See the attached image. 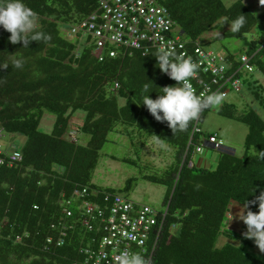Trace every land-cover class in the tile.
I'll use <instances>...</instances> for the list:
<instances>
[{
	"label": "trees",
	"instance_id": "16d2710c",
	"mask_svg": "<svg viewBox=\"0 0 264 264\" xmlns=\"http://www.w3.org/2000/svg\"><path fill=\"white\" fill-rule=\"evenodd\" d=\"M156 2L176 21V35H181L193 60V49L201 37L229 26L241 14L246 16L240 29L217 38L241 40V55L250 58L253 66L252 73L241 76L243 90L251 100L245 101L240 111L226 99L219 110L248 126L244 155L222 151L214 169L189 167L201 147L204 132L200 123L212 106L203 109L186 129L173 134L167 122L156 121L141 105L147 79L154 83L149 87L152 99L159 88L177 83L157 67L151 55L156 49L145 56L140 50L108 44L100 61L94 53L96 45L89 39L83 42V38L74 40L63 34L97 12L98 0H25L37 14L34 31L49 39L31 41L28 47L22 42L14 45L9 42L10 33L0 27V66H7L0 69V133L27 139L24 145L18 144L22 160L12 166L6 163L16 150L1 147L0 163L5 164L0 165V264H83L81 251L95 247L102 232L97 220L91 222L93 229L84 224L87 217L79 209L83 199L75 196L74 190L99 187L92 182L93 175L110 134H116L114 140L121 145L125 138L134 143L156 135L173 148L172 163L160 175L146 173L148 163L146 154L143 156L141 178L166 188L163 205L168 207L163 230H157L159 222L147 242L151 264H264V253L251 252L259 250L254 241L229 227L231 206L252 200L253 188L256 195L264 189V158L258 153L264 151V120L255 109L258 106L264 112V82L256 76L258 73L264 79V10L255 14L245 0L230 7L223 0ZM112 50L117 52L114 58L108 54ZM241 55L227 54L228 75L240 67ZM16 60L21 61V67H15ZM197 75L192 82L198 95L201 84L212 78L200 68ZM78 112L84 114L79 128L84 140L72 142L66 137L70 120ZM46 113L54 117L50 133L40 129ZM211 135L215 134L206 138ZM111 158L135 166L141 163L140 158ZM136 181L132 178L124 188L111 190L124 194ZM68 200L72 204L68 205ZM87 200L99 203L101 195ZM67 211L72 217L66 216ZM252 211L258 207L253 206ZM64 231V243L57 245ZM221 238L227 239L222 246Z\"/></svg>",
	"mask_w": 264,
	"mask_h": 264
},
{
	"label": "built area",
	"instance_id": "2783aa9c",
	"mask_svg": "<svg viewBox=\"0 0 264 264\" xmlns=\"http://www.w3.org/2000/svg\"><path fill=\"white\" fill-rule=\"evenodd\" d=\"M98 4V11L76 27L74 32H82L96 42L97 55L101 60L102 50L107 43L116 47L137 49L144 53L146 49L148 51L163 49L176 55L189 56L181 36L176 35L178 32L175 20L168 9L157 4L156 0H98ZM194 54L196 59L193 61L197 62L198 68L203 73H210L212 78L210 83L201 84V91L198 94L200 96L220 92L225 94L224 101L231 92L240 93L243 89L241 76L253 72V66L250 65V58L247 56L240 57V67L236 72L228 75L229 67L225 57L217 56L201 46L194 48ZM110 56L115 57L116 52H110ZM194 79H198V75ZM191 83L196 92L192 80ZM196 131L199 129L196 128ZM210 143L216 148L220 147L216 136L210 138ZM21 160V153L14 151L8 157L10 163L6 164L12 166L13 162ZM2 163L0 165L5 164ZM74 194L84 200L89 195V189L86 187L75 189ZM109 199L110 196L105 198L106 201ZM67 204L72 203L68 200ZM80 209L87 217L84 224L88 229H93L91 222L98 220L99 231L102 232L101 240L95 249L82 251L85 257L83 264H118L117 257L124 250L129 253L137 251L142 256L147 255V242L151 236V229L157 227L160 222L157 230L159 232L163 230L167 214L166 211L137 205L121 196H115L108 209L86 200L83 201ZM66 214L68 217L72 216L71 211H67ZM175 227L173 225L172 229Z\"/></svg>",
	"mask_w": 264,
	"mask_h": 264
},
{
	"label": "clouds",
	"instance_id": "9594fccd",
	"mask_svg": "<svg viewBox=\"0 0 264 264\" xmlns=\"http://www.w3.org/2000/svg\"><path fill=\"white\" fill-rule=\"evenodd\" d=\"M245 22H246L245 15L241 14L237 16L228 24L230 26V31H237L245 24ZM79 25L74 26L70 31H68L70 39L75 40L76 37L78 38L80 37L83 38L82 40L83 42L85 41L87 42L89 39L92 43L96 45L94 53L100 59V57L97 55L98 46L96 42L90 37H88V35H85L82 32H78V33L74 32V29ZM0 27H2L5 31L10 33L9 42L14 45L22 42L24 47H28L31 41L38 42L41 39H43L44 41H47L49 39V37L46 34L39 31H34V29L37 27V14L26 5L25 0H0ZM29 33H31L30 37L28 35ZM108 44L110 43H107L105 45V48L102 50L101 53L102 59H103L102 55L104 51L107 49ZM199 46L205 49L202 44H199ZM114 48L120 49L122 47L114 46ZM125 50H137V49L125 48ZM112 51L116 52L115 50ZM112 51L108 52L109 56H110V52ZM146 55H149L147 49L145 50V56ZM151 55L156 58L157 67L159 68L161 73L166 74L170 79L176 81L177 83L175 85L159 88L161 91L157 94L155 99H152L150 98L151 92H149V87L150 84H154V83L147 79V82L144 83L142 87V91L147 94L142 96L141 105L146 107L148 112L151 114L152 117H154L156 121L162 123L167 122V125L172 130L173 134H175L177 131H183L184 129H186L190 121L199 118V115L203 109L208 108L210 106L219 105L223 101L225 95L224 93L213 92L211 94H208L207 96H200L195 94L191 80L195 78L197 75L198 64L197 62L193 61L191 56L185 57L182 54L176 55L175 53L163 49H159L156 52L151 53ZM217 56H223L227 61V54H217ZM100 61L102 60L100 59ZM14 65L17 68L21 67V61L16 60L14 62ZM6 67L7 66H0V69H6ZM116 88H118V86H116ZM75 132L76 135L73 136H72V131L69 132L70 136L68 134L66 138L71 139L72 142H77L79 134L78 131ZM154 136L158 143H162L161 138L157 137L156 135ZM214 136L217 137V141L220 144L219 148H216L215 145L210 143V138ZM14 144L15 145L13 147L16 149V151L21 153L20 147H18L19 146L18 142H14ZM205 145L217 149L221 152L224 151L228 153L229 151V149H226L222 146V142L219 139L218 135H211L209 138H207ZM196 150L197 152H201L202 147H197ZM258 153L260 158H264V151H259ZM108 158L113 160L111 156H109ZM193 166L195 165L193 164V162H191L189 164V167H193ZM201 167H205V166H201ZM86 187L89 189V195L83 201L86 200L90 203L96 205L98 204L101 208L104 209H108L110 207L111 201L115 196L124 197L137 205L149 206L147 204L137 202L136 200H132L123 193L112 191L111 189H115L112 187H98L96 189L90 188L88 186ZM256 192L257 189L253 188L254 194L252 195L254 196V198L252 200L245 199L243 203H236L232 205L231 209L233 208V206L238 207V211L236 213L235 218L238 219L239 221H242L243 224L246 226V231L242 233V236L245 239H250L254 241L255 245L258 247L260 252L264 253V189H260L258 195H256ZM99 194L101 195V201H99V203H95L93 201L87 200L89 196L99 195ZM107 196H110L109 201L105 200ZM253 206L258 207V211L256 212L252 211ZM149 207L155 209L152 206ZM80 208L81 205L79 209ZM167 209L168 207L163 205L161 209H156V210L167 212ZM231 215L233 217L232 212L230 213L229 217H231ZM172 230L174 231V229ZM63 234H65L66 236V231L61 233L57 245H62L64 243L65 236ZM100 240L98 241L95 247H88L85 249H90V248L95 249L98 246ZM148 256H149V252L147 255L142 256L137 251L134 253H129V251L124 250L117 257V260H118V264H151L150 260L147 259Z\"/></svg>",
	"mask_w": 264,
	"mask_h": 264
},
{
	"label": "rangeland",
	"instance_id": "374dc122",
	"mask_svg": "<svg viewBox=\"0 0 264 264\" xmlns=\"http://www.w3.org/2000/svg\"><path fill=\"white\" fill-rule=\"evenodd\" d=\"M237 1L238 0H223L228 7ZM245 2L255 14H259L262 10H264V0H246ZM229 32L230 26H223L216 31L205 34L201 37L199 42L206 50H211L216 55L234 53L236 56H240L244 47L241 40L232 37L217 39V37L225 35ZM63 34L70 38L66 29ZM256 76H259V78L264 82V79L261 78L258 73H256ZM241 94L239 96H235V93H230L227 101L236 103L237 106H239L240 111H242L245 101L251 100L246 90H243ZM122 103L123 102H121V104ZM222 104L223 103L212 106V109L206 112L203 121L200 123L204 135L201 143L202 150L201 152L195 153L193 157L192 162L196 167H200L199 163L203 160L204 162L201 163L202 166L212 165L211 168L214 169L216 167V163L211 162H217L221 153V151L205 145V142L207 141V134H217L222 142V146L229 149V151L234 153L235 156L242 157L245 153V142L249 128L245 123L219 113ZM255 109L264 120L263 110L258 106L255 107ZM83 118L84 114L82 112H78L73 118H71L69 123V131H72V136L76 135L75 131H78V140H81L82 142L84 138H82L79 128L83 125ZM53 124L54 117L51 114L46 113L42 119L40 129L43 132L50 133L53 129ZM116 137V134H110L108 143H106L101 149L100 159L93 175V183L99 187H112L120 189L126 186L128 180L137 178V181L133 184V188L124 194L132 200L147 204L155 209H161L163 207L166 188L164 186L145 181L141 178V175L144 174L143 166L145 162L143 161V156L146 154L145 158L148 163L146 173H149L150 175H160L163 170L170 163H172L173 156L170 150H173V148L163 142L158 143L155 137L142 141L135 140L134 143H132L130 139L124 137L125 139L122 143L125 144L123 145H121V142L119 143L118 140H114ZM13 142L22 144L26 143L27 139L21 136L13 137L7 133H0V145L3 150L11 151L14 148L13 146L10 147ZM143 143H145V146ZM149 144H152L150 145L151 148ZM113 155L120 158H133L136 160L140 158L141 163H139L138 166H135L129 163L116 162L108 158ZM237 211L238 207L233 206L232 214L234 219L231 215L229 227L243 233L246 229L242 230L243 222L235 218ZM219 242V245L222 246L227 243V239L221 238ZM251 252L255 254L257 253L259 256H262L263 254L260 250H251Z\"/></svg>",
	"mask_w": 264,
	"mask_h": 264
},
{
	"label": "bare ground",
	"instance_id": "6f19581e",
	"mask_svg": "<svg viewBox=\"0 0 264 264\" xmlns=\"http://www.w3.org/2000/svg\"><path fill=\"white\" fill-rule=\"evenodd\" d=\"M246 1V0H245ZM246 3V2H245ZM181 36V35H180ZM199 44H201L200 42L199 43H197L196 45H195V48L197 47V46H199ZM193 52H194V49H193ZM189 55V54H188ZM242 57H245L246 55H241ZM252 66V65H251ZM208 74H210V73H208ZM211 75V74H210ZM221 103H223V102H221ZM216 135V134H215ZM13 150H16L15 148H13L11 151H13ZM231 153L232 155H234V153H232L231 151H228V153ZM9 163H10V161H9ZM14 163V162H13ZM3 164V163H2ZM156 210V209H155ZM148 250H151L150 249V247H147V251Z\"/></svg>",
	"mask_w": 264,
	"mask_h": 264
},
{
	"label": "crops",
	"instance_id": "0c3cea01",
	"mask_svg": "<svg viewBox=\"0 0 264 264\" xmlns=\"http://www.w3.org/2000/svg\"><path fill=\"white\" fill-rule=\"evenodd\" d=\"M14 145H15V144H14V142H13V143L10 145V147H12V146H14ZM22 145H24V143H22L21 146H22ZM203 162H204L203 160L200 161V163H199L200 167L202 166L201 163H203ZM211 163H216V164H217V162H214V161L211 162ZM211 167H212V165H207V166L205 165V168H210V169H212ZM231 212H232V209H231Z\"/></svg>",
	"mask_w": 264,
	"mask_h": 264
}]
</instances>
